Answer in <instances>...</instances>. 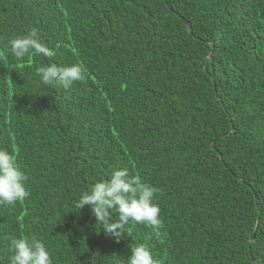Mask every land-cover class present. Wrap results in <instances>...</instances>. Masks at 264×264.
<instances>
[{
	"label": "trees",
	"instance_id": "obj_1",
	"mask_svg": "<svg viewBox=\"0 0 264 264\" xmlns=\"http://www.w3.org/2000/svg\"><path fill=\"white\" fill-rule=\"evenodd\" d=\"M33 28L54 56L17 60ZM50 62L88 74L42 85ZM0 148L29 191L0 205V264L24 236L52 264H125L139 244L162 264H264V0H0ZM123 168L160 190L161 235L76 209Z\"/></svg>",
	"mask_w": 264,
	"mask_h": 264
},
{
	"label": "clouds",
	"instance_id": "obj_2",
	"mask_svg": "<svg viewBox=\"0 0 264 264\" xmlns=\"http://www.w3.org/2000/svg\"><path fill=\"white\" fill-rule=\"evenodd\" d=\"M11 54L22 60L34 52L44 57H53L54 53L41 43L36 28L27 34L18 35L9 40ZM88 69L83 63L69 66H57L48 63L36 69L39 83L52 88L62 87L68 90L74 82L85 80ZM28 176L21 169L14 153L0 148V205H14L29 196L26 188ZM160 190L145 182L139 173L129 174L127 168L114 169L105 180L94 182L82 192L75 203L78 211L85 205L90 206L91 213L97 222H103L106 233L119 238L125 233V226L130 222L147 224L157 235H161L163 221L160 218L161 209L154 202L155 195ZM115 213L118 219L112 222ZM131 229H128V234ZM166 235V234H165ZM9 247L12 250L10 264H52V258L46 245L39 239L24 236L10 238ZM125 264H162L153 257L149 247L139 244L131 248V254L125 259Z\"/></svg>",
	"mask_w": 264,
	"mask_h": 264
},
{
	"label": "water",
	"instance_id": "obj_3",
	"mask_svg": "<svg viewBox=\"0 0 264 264\" xmlns=\"http://www.w3.org/2000/svg\"><path fill=\"white\" fill-rule=\"evenodd\" d=\"M255 199H256V195H255ZM256 225H257V223H256ZM254 234H255V230H254V233L252 234V236H251V240L253 239V237H254Z\"/></svg>",
	"mask_w": 264,
	"mask_h": 264
}]
</instances>
